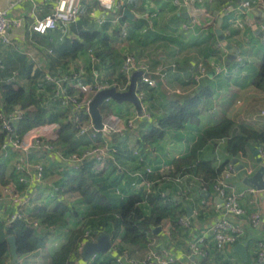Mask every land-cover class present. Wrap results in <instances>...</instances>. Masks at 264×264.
<instances>
[{
	"label": "crops",
	"instance_id": "crops-1",
	"mask_svg": "<svg viewBox=\"0 0 264 264\" xmlns=\"http://www.w3.org/2000/svg\"><path fill=\"white\" fill-rule=\"evenodd\" d=\"M56 1H0V8L7 9L9 17L17 22L10 30L12 43L1 48L0 63L4 67L1 69L4 70L2 75L10 76L14 71L16 74L19 71V82L28 89H36L39 84L44 90L45 86L42 84L47 81L53 84L55 90L52 91L55 92L58 85L47 78L52 75L67 78L66 84L80 78V82L97 89L102 88L101 90L119 85L117 89L124 92L128 90L135 71L129 75L125 72L123 64L127 56H134L138 67L136 71L143 72L140 78L143 80V76H146L155 81L154 85L147 83L151 89L140 92L143 94V111L139 112L131 102H124L126 115L111 112L103 116V121L112 115L124 120L136 118V127L119 132L109 139L100 134L95 137L91 133L77 134V137L90 136L92 144L102 143L104 137L111 146H117V166L125 176L118 185L119 190L130 189V184L137 182L135 173L140 170L151 168L157 173L164 166H170L174 159L190 154L192 145L200 133L223 118H230L237 125L264 131V92L253 84L264 55V0L249 10L243 7L244 0H210L193 8L180 9L175 5V0H125L124 5L113 8L119 10L115 12L105 9L98 0H83L76 22L65 28L51 30L45 35L32 32L33 21L50 14ZM125 10H129L133 17L126 16ZM106 11H112L110 16ZM220 19L221 29L228 43L237 49V57L230 64L227 63L230 52L221 43L217 33ZM235 23H242L243 26H237ZM83 31H98L111 39L114 54L100 69L96 66L99 59L89 50L90 44L80 37V32ZM76 39L86 44V47L85 50L73 54L69 45ZM219 67L222 68L221 72H218ZM91 69L92 73L89 75ZM121 74L129 78L127 84L108 81L110 78L118 79ZM87 78L91 80L89 83ZM76 89L78 93L79 89ZM204 89L208 90V93L203 96L198 122H189L182 129H171L162 139L150 142L144 146V150L141 149L144 132L156 125L169 110L168 102L171 98L185 99L201 94ZM53 141L64 155L78 152L84 147L83 145L78 151L74 150L68 141L60 137L59 132ZM226 145V140L213 142L202 151V157L215 160L216 164L224 163L229 158L233 162L237 161V173L229 183L237 192L244 193L242 205L248 214L260 213L264 216V191L252 192L253 188L244 183L247 167L252 168L255 174L264 165V154L259 152L264 149V143L258 146L251 144L246 155H237L234 158L227 152ZM69 148L73 151L68 150ZM136 151L140 154L137 155ZM37 153L38 156L33 151L29 157L45 164L46 177L44 183L35 187L38 198L26 208L29 213H34L39 206L52 209L62 197L56 194L55 187L61 189L67 174L74 171L55 159L51 153ZM16 159V154L0 159V165L5 164L4 179L8 181L0 182V189L10 182L9 177L17 178L13 171ZM188 180L190 178L186 179L181 189L185 193H191L186 197V216L191 221L192 229L187 230L188 232L174 231L171 221L166 219L163 221V230L155 234L154 238L160 247L170 248L188 264H195L199 257L192 254L188 243L206 234L210 225L219 219L211 205L202 206L201 199L205 198L202 193L209 192L210 196L205 199L210 201L221 204L223 200L213 188L210 191L204 190L197 183V179L194 182L191 180V183H188ZM176 190L178 191L177 186ZM64 198L74 203L80 200V195L70 194ZM188 207L192 208L191 215L188 214ZM16 210L15 205L0 203V220L7 223ZM230 219L244 230L241 243L247 246V256L242 257L236 252L235 245L224 250L216 249L213 236L209 235L207 239L210 254L208 258L203 259L204 264H256L253 246L259 240H264V224L254 227L248 217L231 216ZM67 228L71 232L74 226L69 225ZM67 228L52 232L45 246L17 260L9 258L7 262L50 264L51 255L66 242L70 234L69 232L66 238L60 236ZM110 255L114 258L110 252L102 257Z\"/></svg>",
	"mask_w": 264,
	"mask_h": 264
},
{
	"label": "trees",
	"instance_id": "trees-1",
	"mask_svg": "<svg viewBox=\"0 0 264 264\" xmlns=\"http://www.w3.org/2000/svg\"><path fill=\"white\" fill-rule=\"evenodd\" d=\"M123 18L127 19L125 16ZM80 37L90 44L89 50L99 59L97 68L100 69L113 56L114 47L108 35H101L98 31H83L80 32ZM69 47L74 54L85 50L86 44L76 39L70 43ZM3 68L0 63V90L4 110L12 112L17 106L25 110L17 124V134L22 135L29 129L46 123L58 122L60 137L68 141L71 148L78 151L83 145L84 147L92 145L93 140L90 136L77 137L78 129L67 120L70 107L61 106L60 98L56 97L55 92L52 91L55 90L53 84L44 81L45 84L42 86H45L46 92L39 84L36 89H28L19 82V71L18 74L14 71L10 76H6L2 75ZM91 73L92 69L88 74L91 75ZM87 81L89 83L91 80L87 78ZM108 81L112 83L120 81L121 84H127L129 78L121 74L118 79L110 78ZM253 84L264 92V55ZM148 89L151 87L149 88L148 84L139 78L138 92H146ZM70 90L71 94H77L76 88L71 87ZM207 93L208 90L204 89L201 94L185 99L171 98L168 102L169 110L156 125L144 132L141 149L144 150V146L150 142L162 139L171 129H182L189 122H198L203 96ZM102 111L103 106H101ZM81 115L86 117L85 110L81 112ZM4 134L5 132H0V143ZM98 134L103 136L102 132ZM220 140H226L227 152L231 158H234L240 153L246 155L251 144L258 146L264 143V131L237 125L232 119L223 118L200 133L192 145L190 154L176 158L172 164H169L171 171L167 178L163 179L161 170L157 173L154 171L149 173L147 168L140 170L141 179L155 181L152 192H147L144 188H136L134 186L136 182H134L130 184V189L120 188V193H117L118 185L125 177L117 166L119 154L117 146H115L117 161L110 162L106 168H99L94 160L85 162L79 170L68 173L61 184L60 195L65 197V195L79 194L78 203L68 202L61 197L52 209L39 206L34 213H29L25 209V215L10 224L0 220V264H13L7 262L9 258L14 259L10 250L9 236H14L16 239L17 257L14 260H17L45 246L52 232L67 228L72 223L74 229L71 230L66 242L51 255L50 264H115L112 255L102 257L104 254H98L93 259L83 257L81 252L83 245L97 238L98 233L101 232L111 234L114 246L119 252L128 251L133 256L142 258L155 237V229L161 226L164 220L171 221L174 231H189L180 224V218L187 215L186 197L191 193L189 191L183 196H176L177 190L172 179L179 174L186 175L190 178L188 183L197 179V183L202 188L210 191L217 178L223 173L225 164L231 159L216 164L215 160L203 158L202 151L209 144ZM101 142H105L104 137ZM71 148L68 150L73 151ZM4 175L5 164H2L0 165V182L6 183L8 181L4 179ZM136 181L140 180L137 178ZM162 192H165V195ZM33 220H38L39 226H34L31 222Z\"/></svg>",
	"mask_w": 264,
	"mask_h": 264
},
{
	"label": "built area",
	"instance_id": "built-area-1",
	"mask_svg": "<svg viewBox=\"0 0 264 264\" xmlns=\"http://www.w3.org/2000/svg\"><path fill=\"white\" fill-rule=\"evenodd\" d=\"M83 0H57L53 11L43 18H36L31 24V31L39 34H47L51 30L58 28H65L69 24L76 22L79 18ZM105 9L113 10L117 6L124 5L125 0H98ZM210 0H175V5L180 8H193L196 5H203ZM262 3V0H244L243 7L247 10L252 9L254 6ZM17 24L15 20L9 17L8 10L0 8V56L1 48L3 45L12 43L10 37V30L13 25ZM237 26H243L242 23H235ZM262 37L264 38V32ZM123 68L129 75L138 69L134 56L129 55L126 57ZM222 68H218V72H221ZM49 80H52L58 85V90L55 91V96L59 97L62 106L70 107L67 120L75 125L80 135L91 133L94 137L98 132H102L103 136L107 139L111 138L114 134H117L126 130H133L136 127V118L122 119L119 116H110L104 120V128L97 130L93 123V118L90 112V103L94 95L98 90L94 86L80 82V78L76 81L67 82V78H61L58 76H47ZM143 81L154 85L155 81L149 77L143 76ZM76 87L80 93L71 94L70 88ZM1 89V81H0ZM125 90V88H124ZM122 90V91H124ZM138 96L142 100L143 94L138 92ZM85 110L86 117L81 115V112ZM25 110L20 106H17L12 112H6L4 110V103L0 90V132L4 134V138L0 143V159L8 158L12 155H17V159L14 161L13 171L17 175L16 179H11L7 185L2 186L0 189V203L15 205L17 210L15 215L9 219L7 224L17 218H21L25 215V209L38 198L36 190L37 185H41L45 182L46 166L42 161L31 159L30 153L37 152L51 153L54 158L59 160L64 166L70 167L74 170H79L82 165L94 160L98 163V167L104 169L110 162H115L116 148L106 140L103 143L92 144L84 147L81 151L74 152L70 155H64L58 149V146L54 143L58 137L60 130V124L58 122L46 123L38 127H34L26 131L24 134H17V124L22 118ZM259 152L263 155L264 149H260ZM137 155L139 151L135 152ZM239 156H244L240 153ZM149 173H152L151 168H147ZM171 167L164 166L161 169L164 178L170 174ZM237 173V164L233 160L228 161L225 164L223 173L217 178L213 189L218 197L223 201L217 203L210 201L209 199H201L202 206L211 205L213 212L219 215V219L210 225L206 234L196 237L188 243L189 249L194 256H198V262L195 264H204L203 259L209 257V244L208 236H213L214 246L218 250H224L229 246H234L241 243V239L244 234L242 226L233 222L231 216L237 218L248 217L252 226L257 227L264 224V216L260 213L248 214L247 210L242 205L244 198L243 192H237L229 180ZM254 174L252 168H246V176L250 177ZM135 176L140 180L134 183L136 188H144L147 192H152L155 181L143 180L140 172L135 173ZM188 177L186 175H177L172 181L178 187L176 196H183L185 191L181 187L185 184ZM162 179V180H163ZM162 182V181H158ZM36 187V188H35ZM205 190V188H204ZM120 193V190H116ZM256 190L252 189V192ZM264 191V190H263ZM55 192L60 195L61 189L55 187ZM165 195V192H162ZM34 226H39L38 220L31 221ZM180 224L188 229H192V224L187 216L180 218ZM163 227V224H162ZM163 230V229H162ZM157 239L154 238L150 244V248L146 251L142 258L133 256L128 251L119 252L118 248L113 246L109 251L114 256L115 264H188L187 261L175 255L170 248L160 247L157 243ZM253 254L256 257V264H264V240H259L253 246Z\"/></svg>",
	"mask_w": 264,
	"mask_h": 264
},
{
	"label": "water",
	"instance_id": "water-1",
	"mask_svg": "<svg viewBox=\"0 0 264 264\" xmlns=\"http://www.w3.org/2000/svg\"><path fill=\"white\" fill-rule=\"evenodd\" d=\"M1 1V0H0ZM125 15L129 17H133V14L129 10H125ZM222 19H220L218 23L217 33L219 36V40L221 43L227 47L229 50L228 61L230 64L237 57V49L232 47L227 39L226 35L223 33L221 29ZM263 34V33H262ZM143 75L141 71H135L132 75L131 82L128 90L121 92L117 89V87L113 86L110 88H105L99 91L92 99L90 103V112L93 118L94 126L97 130H102L104 128L103 122V114L101 112V106L106 102V100L113 99L117 101L119 104L124 102L133 103L139 112L143 111V102L138 96V80ZM202 89V88H200ZM201 91V90H198ZM261 160V159H260ZM237 163V161H235ZM244 183L257 191L264 190V165H262L257 172L250 177H246L244 179ZM202 195L205 198H208L209 192L204 191ZM192 208L188 207V214L191 215ZM163 227L159 226L155 229V234H159L162 231ZM10 242V250L14 259L17 257V244L14 236L8 237ZM113 246V241L111 234L109 232H101L98 233L96 240L87 241L82 248V254L85 259H91L93 256L98 254H107ZM234 250L238 252L242 257L247 256V246L243 243H238L234 246Z\"/></svg>",
	"mask_w": 264,
	"mask_h": 264
},
{
	"label": "rangeland",
	"instance_id": "rangeland-1",
	"mask_svg": "<svg viewBox=\"0 0 264 264\" xmlns=\"http://www.w3.org/2000/svg\"><path fill=\"white\" fill-rule=\"evenodd\" d=\"M117 10L118 9H114L113 11L115 12ZM111 13H112V11L111 12L110 11H106V14L108 16H110ZM121 57H123V56H121ZM124 104L125 103L119 104L117 101H115L113 99H110L106 104H103V111H102L103 116H106L108 113H111V112L116 113V114L121 115V116L122 115H126V114H124L126 112V110L124 108V106H125ZM111 105H112V107H111ZM76 203H78V202L76 201ZM80 207H81V205H80ZM81 208H84V207L82 206ZM72 225H73V223H72ZM69 232H70L69 228H67L66 230L61 232L60 236L62 238H64V237L66 238L67 235L69 234Z\"/></svg>",
	"mask_w": 264,
	"mask_h": 264
}]
</instances>
